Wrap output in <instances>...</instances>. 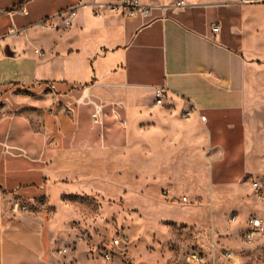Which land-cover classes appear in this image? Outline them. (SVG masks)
<instances>
[{"label":"crops","instance_id":"1","mask_svg":"<svg viewBox=\"0 0 264 264\" xmlns=\"http://www.w3.org/2000/svg\"><path fill=\"white\" fill-rule=\"evenodd\" d=\"M123 1L0 0V264H74L55 220L16 205L59 208L63 190H80L65 181L84 178L82 154L128 147L130 104L136 120L156 122L138 133L152 160L162 128L147 104L158 89L190 117L172 119L168 143L194 145L211 185L238 187L247 174V123L264 115V0H138L146 16ZM251 211L264 224V201ZM234 222L247 226L245 215ZM248 244L264 264V233Z\"/></svg>","mask_w":264,"mask_h":264},{"label":"rangeland","instance_id":"2","mask_svg":"<svg viewBox=\"0 0 264 264\" xmlns=\"http://www.w3.org/2000/svg\"><path fill=\"white\" fill-rule=\"evenodd\" d=\"M133 95L123 92L126 100ZM151 101L147 107L160 110L157 120L162 134L150 136L152 144L160 146L159 153L149 160V143L139 142L138 136L156 122L136 120L130 104L128 147L82 154L75 169L84 178L65 181L81 189L63 190L59 208L46 213L47 221L55 220V233L68 243L74 264H188L186 256L192 250L207 256L213 249L216 254L231 250L237 264H258L255 247L246 243L243 228L231 218L239 221L245 215V224L256 217L251 209L264 201V115L253 113L247 123L246 176L238 187H217L210 184L208 162L194 145L168 143L172 119L190 118L188 112L176 110L167 99L161 105L154 96ZM181 196L187 200L180 201ZM120 234L130 240L125 252L110 243ZM77 237H82V243L76 242ZM102 251L112 253L111 263L102 260Z\"/></svg>","mask_w":264,"mask_h":264},{"label":"built area","instance_id":"3","mask_svg":"<svg viewBox=\"0 0 264 264\" xmlns=\"http://www.w3.org/2000/svg\"><path fill=\"white\" fill-rule=\"evenodd\" d=\"M123 6L129 8L128 14L129 16H134L137 14L140 15H149L150 14V8L148 6L142 5L139 3L138 0H124L122 2ZM21 14H25V9H21L18 11ZM76 15V10L75 8H70L67 10L62 11L59 16L62 18L64 23L66 25H70L72 19ZM44 23V22H43ZM219 30V27L217 25H213L211 28V34L214 37L215 33ZM10 33H16L17 30L15 27H12L9 31ZM1 46V45H0ZM35 53H39L38 50H35ZM40 54V53H39ZM165 98V91L164 89H158L155 92V103L157 105H161L164 102ZM89 102L93 105V113L91 115L92 121L94 123H99L100 121V115L102 113V107L98 103L92 101L89 99ZM254 188L256 191H260L261 187L258 185V183H254ZM163 194L166 197L167 196V191L163 190ZM187 198L185 196L180 197V201H186ZM16 208L20 212H29V213H34L37 215H43L46 214L48 211V205L45 200H39L35 202L34 204H27L25 202H19L16 205ZM232 222L236 221V217L231 218ZM264 233V224L261 219L258 218H250L247 221V226L243 231V237L246 241V243H251L253 242L257 237H260ZM83 239L82 237H77L76 242L78 244L82 243ZM111 245L113 247L119 248L123 250L124 252L126 251L127 247L129 246L130 240L129 237L126 234H120V235H115L112 237L110 241ZM63 252L66 250L63 249ZM100 257L102 258L103 261H107L109 263L112 262V253L110 251H102L100 253ZM220 257V258H219ZM221 259V261H219ZM186 262L188 264H237V257L236 255L229 249H223L219 250V253L216 254V250H212L207 256L203 254L200 251L192 250L189 252L186 256Z\"/></svg>","mask_w":264,"mask_h":264}]
</instances>
